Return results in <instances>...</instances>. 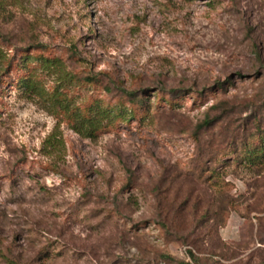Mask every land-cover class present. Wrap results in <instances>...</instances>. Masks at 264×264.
<instances>
[{
	"label": "rangeland",
	"instance_id": "obj_1",
	"mask_svg": "<svg viewBox=\"0 0 264 264\" xmlns=\"http://www.w3.org/2000/svg\"><path fill=\"white\" fill-rule=\"evenodd\" d=\"M178 261L264 264V0H0V264Z\"/></svg>",
	"mask_w": 264,
	"mask_h": 264
},
{
	"label": "trees",
	"instance_id": "obj_2",
	"mask_svg": "<svg viewBox=\"0 0 264 264\" xmlns=\"http://www.w3.org/2000/svg\"><path fill=\"white\" fill-rule=\"evenodd\" d=\"M207 123H208V122H207ZM188 252H189V256L191 257V259H192L193 261H196V262L198 263V258L195 256V254L192 252V250H189ZM167 258H170V257L168 256ZM175 264H189V263H186V262H184V261H178V262H176Z\"/></svg>",
	"mask_w": 264,
	"mask_h": 264
}]
</instances>
